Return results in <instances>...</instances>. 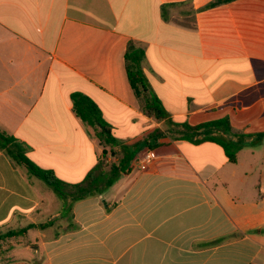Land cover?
<instances>
[{
	"label": "crops",
	"instance_id": "1",
	"mask_svg": "<svg viewBox=\"0 0 264 264\" xmlns=\"http://www.w3.org/2000/svg\"><path fill=\"white\" fill-rule=\"evenodd\" d=\"M129 44L168 118L241 134L235 161L211 141L148 147L165 122L130 85ZM74 92L108 124L119 176L64 200L0 147V231L51 220L10 239L0 264H264V0H0V131L71 183L102 149Z\"/></svg>",
	"mask_w": 264,
	"mask_h": 264
},
{
	"label": "trees",
	"instance_id": "2",
	"mask_svg": "<svg viewBox=\"0 0 264 264\" xmlns=\"http://www.w3.org/2000/svg\"><path fill=\"white\" fill-rule=\"evenodd\" d=\"M124 58L130 85L135 94L143 100V112L157 122H165L164 130L155 128L146 136L145 141L149 148H153L157 140L164 135L172 139H186L195 144L211 141L222 146L229 161H235V154L240 145L231 141L229 136H240L241 134H232L227 120L219 119L191 125L188 122H176L168 118L160 100L145 83L142 71L144 50L134 44H129ZM71 100L76 116L85 126L94 131V136L102 146L100 158L81 181L66 182L58 178L52 170L36 165L26 156L27 146L2 131H0V147L4 148L18 165L23 166L29 174L43 181L62 199L76 201L108 188L118 178L122 168L119 164L106 162L108 150L105 146L114 145L115 140L97 105L80 92L72 93ZM50 222L51 220L37 225L30 224L20 229L0 231V250L3 249L5 243L6 247L11 246L9 240L23 236L29 228H44Z\"/></svg>",
	"mask_w": 264,
	"mask_h": 264
},
{
	"label": "built area",
	"instance_id": "3",
	"mask_svg": "<svg viewBox=\"0 0 264 264\" xmlns=\"http://www.w3.org/2000/svg\"><path fill=\"white\" fill-rule=\"evenodd\" d=\"M152 158H154V153L152 150H148L146 152L143 153L142 157H141V164H140V168L141 169H145L146 168V164L148 160H151Z\"/></svg>",
	"mask_w": 264,
	"mask_h": 264
},
{
	"label": "rangeland",
	"instance_id": "4",
	"mask_svg": "<svg viewBox=\"0 0 264 264\" xmlns=\"http://www.w3.org/2000/svg\"><path fill=\"white\" fill-rule=\"evenodd\" d=\"M106 162H107V161H106ZM107 163L110 164L109 162H107ZM42 182H43V181H42ZM42 184L44 185L45 183L43 182ZM46 186H47V185H46ZM47 188H49V187H47ZM49 190H50V189H49ZM6 246H7V244L5 243V244L3 245V249H2V251L6 250V248H7ZM15 254H16V255H22L21 253H16V252H15Z\"/></svg>",
	"mask_w": 264,
	"mask_h": 264
}]
</instances>
